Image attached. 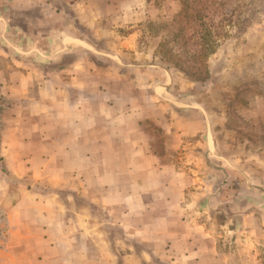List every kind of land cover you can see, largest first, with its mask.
<instances>
[{
	"label": "rangeland",
	"instance_id": "374dc122",
	"mask_svg": "<svg viewBox=\"0 0 264 264\" xmlns=\"http://www.w3.org/2000/svg\"><path fill=\"white\" fill-rule=\"evenodd\" d=\"M210 1L211 11L216 13L213 21L219 26L215 30L217 46L195 62L190 59L191 49L201 50V40L191 37L196 30L192 0H82L81 12H76L75 0H68L67 13L61 19L40 9L23 17L14 15V24L23 31L35 29L30 48L36 50L16 52L25 65L33 67V78L30 84L23 82L22 91L27 89V93L16 100L22 115L17 119L14 114L6 115L4 122L7 126L16 121L24 127L22 136L29 139L30 124L35 131L31 130L35 136L31 140L44 142L51 127L50 107L57 104L61 109L59 101L52 103L53 92L66 94L75 102L79 96V103H85L86 141L102 131L104 138L113 126L119 134L126 124L109 125L108 118L116 117L115 113L118 119H125L123 115L137 112L146 121L145 128L149 126L154 133L158 122L164 125L176 113L184 120L182 125L195 134L190 140L197 143L198 156L191 169L198 178H205L197 187L207 186L206 194H210L205 222L217 241L218 253L227 258L219 264H264V0ZM222 14L225 18L219 21ZM62 25L71 36L58 37ZM178 34L186 41L174 42ZM14 40L10 34L2 43L13 45ZM25 42L29 43L28 38ZM78 62L83 69L76 70ZM187 66L198 70L184 68ZM1 72L6 78L8 71L3 68ZM62 79L67 86L60 84ZM77 80L84 83L82 91L75 89ZM2 85L0 96L15 100ZM146 117L155 118V124ZM41 168L44 173V166ZM8 173L0 170V177L10 186L17 188L21 183L35 193L53 191L58 203L70 208L68 218L73 225L67 235L76 232L80 221H93L109 237L108 213L93 206L76 187L53 184L51 188L42 180L34 183ZM83 206L90 210L84 219L74 212L75 207ZM7 213L0 208L8 239L0 249L2 254L13 248L14 229ZM115 234L120 236L114 231L111 237ZM116 264H123L122 260ZM141 264L169 263L148 260Z\"/></svg>",
	"mask_w": 264,
	"mask_h": 264
},
{
	"label": "crops",
	"instance_id": "0c3cea01",
	"mask_svg": "<svg viewBox=\"0 0 264 264\" xmlns=\"http://www.w3.org/2000/svg\"><path fill=\"white\" fill-rule=\"evenodd\" d=\"M81 1L75 0L76 12H81ZM67 5L68 0H0V83L13 99L24 98L27 89L22 91L23 82L30 84L33 78V67L25 65L16 54L36 50L30 48L33 26L32 30L23 31L14 24L13 16L23 17L40 9L43 14H57L61 19L67 13ZM49 24L52 26L53 22ZM58 30L59 38L71 36L63 25ZM10 34L17 41L5 45L3 39ZM52 46L53 42L48 47ZM82 65L76 63V70L83 69ZM3 68L8 71L6 78ZM76 82L75 89L82 91L83 81ZM60 84L67 86L63 79ZM78 97L75 102L66 94L53 92L52 103L59 101L61 109L57 104L50 107L51 127L44 142L31 140L35 131L30 124L29 139L22 136L23 126L16 121L13 125L8 123L2 133L0 156L15 179L27 177L34 183L42 180L51 188L53 184L76 187L93 206L108 213L109 237L100 233L101 224L93 221L76 223V232L67 235L73 225L68 218L70 208L59 204L53 191L40 195L22 186L12 187L0 177V208L8 212L14 229L10 244L13 248L9 254L0 253V264H116L120 259L123 264L148 260L219 264L227 259L218 253L217 241L207 229L205 216L210 194H206L207 186L197 187L205 178H198L191 169L198 156L197 143L191 142L195 134L182 125L184 120L172 113L164 125L158 122L154 133L149 126L145 128L146 121L135 111L123 115L126 120L118 119L116 113L117 118L109 114V125L121 122L126 127L116 134L113 126L112 131H105L104 138L103 131H99L101 134L94 133L86 141L85 103H79ZM22 113L16 107L6 115L14 114L17 119ZM146 118L155 124V118ZM200 200L205 202L203 209L199 208ZM74 210L82 219L90 212L84 206ZM114 231L123 237L115 234L112 238ZM137 245L139 249L134 248Z\"/></svg>",
	"mask_w": 264,
	"mask_h": 264
},
{
	"label": "trees",
	"instance_id": "16d2710c",
	"mask_svg": "<svg viewBox=\"0 0 264 264\" xmlns=\"http://www.w3.org/2000/svg\"><path fill=\"white\" fill-rule=\"evenodd\" d=\"M192 3L196 4V8L194 9L195 13L194 15H192L194 19L192 20V22L195 23L194 26L196 30L193 31L191 37H196V39L198 38V42H200L201 40L200 43L201 47L199 46L201 50L199 49V51L196 52L191 49L190 59H192V61L195 62L196 59H199L200 57H206L213 53L214 47L217 46L215 30L219 26L216 25L213 21L214 20L213 16H215L216 13L211 11V7L213 6V3H211L210 0H192ZM200 4H202V6H200ZM224 16L225 14H222L219 21H223L225 18ZM225 21L227 20L225 19ZM179 39L186 41L182 35L178 34L174 42H179ZM198 42L197 45L199 44ZM171 62L174 63V67H180L179 70H181L182 67L179 66L175 61H171ZM184 68L190 70L195 68L196 72L198 70L196 66H187ZM19 102L20 101H16L12 99L7 100L6 98L0 96V146H1L2 133L6 129L4 117L8 111H11L16 107H19L20 105ZM0 170L6 174L8 173L1 156H0ZM18 184H20L21 186V183ZM44 190L48 191V188H45ZM37 193L44 194V191ZM204 204H205L204 200H200V202L198 203V205H200L199 208L204 207Z\"/></svg>",
	"mask_w": 264,
	"mask_h": 264
},
{
	"label": "built area",
	"instance_id": "2783aa9c",
	"mask_svg": "<svg viewBox=\"0 0 264 264\" xmlns=\"http://www.w3.org/2000/svg\"><path fill=\"white\" fill-rule=\"evenodd\" d=\"M3 219L5 221V218L3 217V215L0 214V249L8 241L6 233H5V229H3V228H5L6 221L3 223Z\"/></svg>",
	"mask_w": 264,
	"mask_h": 264
}]
</instances>
